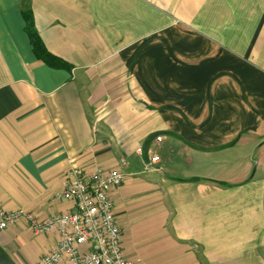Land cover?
Returning <instances> with one entry per match:
<instances>
[{"label":"crops","instance_id":"crops-1","mask_svg":"<svg viewBox=\"0 0 264 264\" xmlns=\"http://www.w3.org/2000/svg\"><path fill=\"white\" fill-rule=\"evenodd\" d=\"M94 165L131 264H264V0H0V206L67 211ZM55 242L0 232L15 264Z\"/></svg>","mask_w":264,"mask_h":264},{"label":"built area","instance_id":"built-area-1","mask_svg":"<svg viewBox=\"0 0 264 264\" xmlns=\"http://www.w3.org/2000/svg\"><path fill=\"white\" fill-rule=\"evenodd\" d=\"M123 177L114 167L70 166L62 190L54 193L56 200L70 202V209L39 219L30 210L0 206V232L24 222L35 235L54 233L55 244L35 264H131L123 254L110 197Z\"/></svg>","mask_w":264,"mask_h":264},{"label":"trees","instance_id":"trees-1","mask_svg":"<svg viewBox=\"0 0 264 264\" xmlns=\"http://www.w3.org/2000/svg\"><path fill=\"white\" fill-rule=\"evenodd\" d=\"M26 31L32 44L33 51L36 54L38 60L54 68H69L72 65L71 63L61 59L60 57L48 51L43 41L33 28L28 26V28L26 27Z\"/></svg>","mask_w":264,"mask_h":264},{"label":"water","instance_id":"water-1","mask_svg":"<svg viewBox=\"0 0 264 264\" xmlns=\"http://www.w3.org/2000/svg\"><path fill=\"white\" fill-rule=\"evenodd\" d=\"M0 264H15L2 248H0Z\"/></svg>","mask_w":264,"mask_h":264}]
</instances>
